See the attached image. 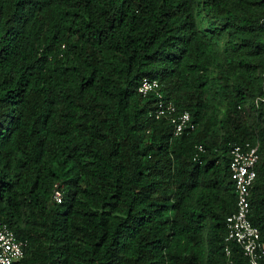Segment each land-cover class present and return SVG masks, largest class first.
<instances>
[{
	"label": "trees",
	"instance_id": "obj_1",
	"mask_svg": "<svg viewBox=\"0 0 264 264\" xmlns=\"http://www.w3.org/2000/svg\"><path fill=\"white\" fill-rule=\"evenodd\" d=\"M145 76L190 128L175 136L156 117ZM246 141L264 243V0H0V222L25 243L14 264H225L229 150Z\"/></svg>",
	"mask_w": 264,
	"mask_h": 264
},
{
	"label": "built area",
	"instance_id": "obj_2",
	"mask_svg": "<svg viewBox=\"0 0 264 264\" xmlns=\"http://www.w3.org/2000/svg\"><path fill=\"white\" fill-rule=\"evenodd\" d=\"M159 87L160 84L156 78L145 76L139 81L137 91L143 96L153 93L156 97V117L170 116L174 124L173 134L180 135L190 128V115L186 111L177 113L175 104L163 98ZM229 155V171L234 185L236 208L225 219V264H262L264 243L260 240L258 228L249 220L250 189L256 178V164L259 160L257 144L254 145L248 141L233 143ZM52 196L56 203L61 202L62 193L57 184L54 185ZM24 244L6 223L0 222V264L18 262L23 257ZM233 244L240 249L243 261L233 257L231 246Z\"/></svg>",
	"mask_w": 264,
	"mask_h": 264
},
{
	"label": "rangeland",
	"instance_id": "obj_3",
	"mask_svg": "<svg viewBox=\"0 0 264 264\" xmlns=\"http://www.w3.org/2000/svg\"><path fill=\"white\" fill-rule=\"evenodd\" d=\"M205 26H206V25H204V27H205ZM222 44H223V39H219V40L217 41V49H218V51L221 50Z\"/></svg>",
	"mask_w": 264,
	"mask_h": 264
}]
</instances>
